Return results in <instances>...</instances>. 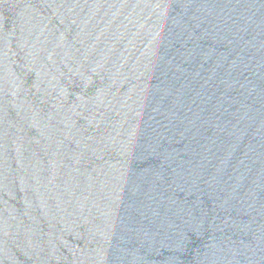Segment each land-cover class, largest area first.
I'll return each instance as SVG.
<instances>
[{
	"label": "water",
	"instance_id": "obj_1",
	"mask_svg": "<svg viewBox=\"0 0 264 264\" xmlns=\"http://www.w3.org/2000/svg\"><path fill=\"white\" fill-rule=\"evenodd\" d=\"M0 264H264V0H0Z\"/></svg>",
	"mask_w": 264,
	"mask_h": 264
}]
</instances>
